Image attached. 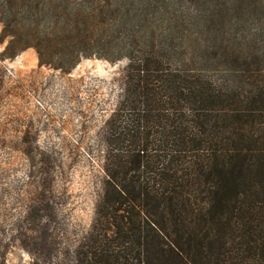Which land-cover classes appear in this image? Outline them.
<instances>
[{"label": "trees", "instance_id": "trees-1", "mask_svg": "<svg viewBox=\"0 0 264 264\" xmlns=\"http://www.w3.org/2000/svg\"><path fill=\"white\" fill-rule=\"evenodd\" d=\"M264 0H0L1 59L124 61L77 264H264Z\"/></svg>", "mask_w": 264, "mask_h": 264}, {"label": "rangeland", "instance_id": "rangeland-1", "mask_svg": "<svg viewBox=\"0 0 264 264\" xmlns=\"http://www.w3.org/2000/svg\"><path fill=\"white\" fill-rule=\"evenodd\" d=\"M124 65L83 59L62 74L38 66L33 49L0 58V264H77L103 194Z\"/></svg>", "mask_w": 264, "mask_h": 264}]
</instances>
